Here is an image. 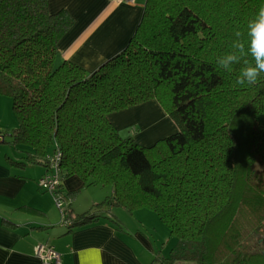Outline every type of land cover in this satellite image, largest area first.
Masks as SVG:
<instances>
[{
	"label": "trees",
	"instance_id": "1",
	"mask_svg": "<svg viewBox=\"0 0 264 264\" xmlns=\"http://www.w3.org/2000/svg\"><path fill=\"white\" fill-rule=\"evenodd\" d=\"M262 5L147 0L128 46L89 72L58 61L71 13L51 12L48 0H0V94L13 98L10 143L21 152L9 161L48 173L60 156L62 180L78 175L109 187V204L157 212L175 244L152 264H264V74L240 85L242 64H216L236 31L247 40ZM151 100L178 131L145 146L110 114ZM65 195V225L97 217L74 219Z\"/></svg>",
	"mask_w": 264,
	"mask_h": 264
},
{
	"label": "crops",
	"instance_id": "2",
	"mask_svg": "<svg viewBox=\"0 0 264 264\" xmlns=\"http://www.w3.org/2000/svg\"><path fill=\"white\" fill-rule=\"evenodd\" d=\"M48 1L51 12L66 9L74 17L73 25L59 41L58 61L69 60L89 72L128 46L147 3V0H135V4L126 0ZM110 119L121 133L128 130L145 146L178 131L157 100L113 112ZM8 157L0 156V264H44L38 253L41 244L56 249L61 254V264L153 263L159 250L153 232L131 231L122 226L123 220L114 204L107 207L108 211L96 207L103 197L91 188L98 185L85 186L78 175L63 180L65 191L73 199V218L83 219L78 215L93 211L97 215L85 224L67 226L54 195L43 191L38 183L46 168H39L36 174L34 170L23 174L25 168L34 164L20 167ZM106 193V198L111 195L109 187ZM100 213L105 217L99 216Z\"/></svg>",
	"mask_w": 264,
	"mask_h": 264
},
{
	"label": "rangeland",
	"instance_id": "3",
	"mask_svg": "<svg viewBox=\"0 0 264 264\" xmlns=\"http://www.w3.org/2000/svg\"><path fill=\"white\" fill-rule=\"evenodd\" d=\"M172 121L175 123L173 119ZM175 125L178 126L176 123ZM18 126H19V120L16 117V114L13 109V98L9 95L0 94V135H5V138L7 139L6 142L4 140H0V156L3 155V157L4 156L7 157L9 155V157H12L14 159H18L19 155L21 156V152L19 149L20 147L13 146L10 143L12 139L11 137L12 131ZM122 134L128 135L130 133L128 130L127 131L124 130L122 131ZM42 167L43 166L41 165L34 164L30 167L25 168L23 170V174H29L33 170H34V174H36L39 168H42ZM40 178L41 176L39 177V179ZM95 187L96 188H91V189H96V191L100 192L103 197L102 202L96 207L98 208L102 207V209L108 211L110 209V208H107L109 207L110 204L106 202V199H107L106 195L108 194L106 193V191L108 190V187L101 186V185H98ZM112 206H114L115 210L119 212V217L122 218L123 222L118 217L117 219L121 221L122 226L124 227L128 226L131 231H148V232L152 231L154 234L153 235L154 243L158 244L159 248L161 249L160 254H163V253L168 254L170 252V249L175 244V240L174 238H170L169 229L164 224V222L161 220L157 212L149 208H139L136 210H129L125 207H120L117 205H112ZM98 212L100 211H97V213ZM99 216H101L102 218L105 217V215L101 213Z\"/></svg>",
	"mask_w": 264,
	"mask_h": 264
},
{
	"label": "clouds",
	"instance_id": "4",
	"mask_svg": "<svg viewBox=\"0 0 264 264\" xmlns=\"http://www.w3.org/2000/svg\"><path fill=\"white\" fill-rule=\"evenodd\" d=\"M236 39L231 44V51L219 56L217 66L231 72L234 65H243L239 70L237 83L255 85L264 74V5L247 24V40L240 31L235 32Z\"/></svg>",
	"mask_w": 264,
	"mask_h": 264
},
{
	"label": "built area",
	"instance_id": "5",
	"mask_svg": "<svg viewBox=\"0 0 264 264\" xmlns=\"http://www.w3.org/2000/svg\"><path fill=\"white\" fill-rule=\"evenodd\" d=\"M130 4H135V0H126ZM0 139H3L0 136ZM60 156H56L50 167V172L41 176L39 185L43 191L50 192L54 195L57 206L62 210L70 203L65 195L63 187V180L61 179V170L58 166ZM71 226V223H69ZM38 253L43 260L44 264H61V254L51 246L45 244L39 245Z\"/></svg>",
	"mask_w": 264,
	"mask_h": 264
}]
</instances>
